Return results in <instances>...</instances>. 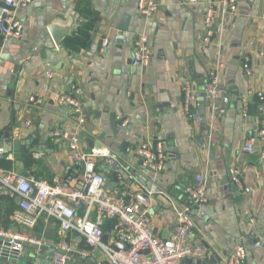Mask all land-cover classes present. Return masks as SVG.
<instances>
[{
  "label": "crops",
  "instance_id": "crops-1",
  "mask_svg": "<svg viewBox=\"0 0 264 264\" xmlns=\"http://www.w3.org/2000/svg\"><path fill=\"white\" fill-rule=\"evenodd\" d=\"M155 1L159 10L150 18L138 13L139 0H34L20 11L22 39L5 40L0 33V138L10 131V139L21 142L22 148L9 152L12 159H0L13 162L10 171L51 185L71 179L80 183L82 169L73 162L68 143L58 144L50 136L54 131H73L70 110L56 101L58 96H73L88 118L86 138L104 149L125 158L128 146L162 139L167 149L175 151L168 153L165 171L156 175L144 170L139 159L126 157L143 184L156 192L150 222L161 238L173 230L176 215L158 192L185 203V185L200 175L206 180L208 203L196 209L194 220L202 234L193 232L189 244L200 241L209 250L215 248L218 259L244 246L247 264H264V246H253V237L264 240V138H257L264 120V0H238L237 14L224 21L217 9L216 32L209 41L203 26L205 11L219 0H199L196 10L181 6L180 0ZM78 5V31L58 48L48 29L55 21L64 23ZM125 19L127 30L122 32ZM121 33L127 43L114 42ZM141 34L150 37L153 57L149 66L133 68L131 41ZM105 39L111 42L103 49ZM212 70H218L220 86L231 96L223 115L214 114L209 106L203 114L200 106L206 74ZM185 82H192L197 91L193 111L205 120L199 126L185 113ZM30 98L42 100V105L30 104ZM244 101L249 103L246 113ZM111 116L118 122L116 132ZM121 119L128 120L127 127H120ZM252 137L257 140L254 154H249L244 148ZM24 152L33 155L30 169L21 160ZM235 169L242 173L236 189L231 180ZM123 192L122 186L113 191ZM40 220L41 235L13 226L9 231L37 238L53 249L67 244L74 256L85 251L87 245L77 233H63L56 221ZM28 252L26 248L23 256ZM103 258L100 255L96 263L105 262Z\"/></svg>",
  "mask_w": 264,
  "mask_h": 264
},
{
  "label": "built area",
  "instance_id": "built-area-1",
  "mask_svg": "<svg viewBox=\"0 0 264 264\" xmlns=\"http://www.w3.org/2000/svg\"><path fill=\"white\" fill-rule=\"evenodd\" d=\"M34 0H3L0 12V33L9 41L22 39L24 22L19 17L22 10L27 9ZM180 5L196 10L199 0H180ZM218 7V8H217ZM217 9H219L223 21L238 11V0H219L208 4L203 26L206 31L205 40L209 41L216 32ZM159 10L155 0H139L138 13L142 16L152 17ZM121 37L114 38V42L127 43L124 33ZM111 40L102 41L103 49L107 48ZM132 54L131 65L133 68H143L151 64L153 52L151 39L146 34L137 36L131 41ZM2 66L0 64V71ZM218 70H212L206 74V86L203 92V100L208 103L214 114L226 113L230 103V94L220 86L217 76ZM52 78L53 74L48 73ZM263 100L262 95H258ZM56 101L61 106L70 110L73 120V131L63 134L54 131L51 138L58 144L68 143V150L75 165L82 169V181L68 180L64 184L51 185L36 176H26L15 171L0 170V194L15 196L17 210L11 217L13 227L34 230L40 219L56 221L63 233L75 232L86 243L88 250L81 252L85 259L99 253L108 264H187V259L199 260L208 264L212 258L214 264H247V249L238 246L227 257L217 258V250L207 249L200 241L194 245L189 244L193 232L202 234L199 230L194 215L196 209L208 203L207 185L203 176H196L190 184L185 185L184 193L186 202L175 201L166 192H158L169 203L175 212L176 223L173 231L166 239L160 237L157 226L150 222L152 211V199L156 192L147 188L135 173L126 157L133 156L140 160L144 170L151 174H160L169 164V154L164 140L155 142L145 140L137 146H128L125 150L126 157L108 149L90 148L87 144L86 134L87 115L82 104L73 96H58ZM29 103L34 106L42 105V100L30 98ZM197 91L192 82L184 85L185 113L193 124L201 125V116L193 111L198 106ZM249 103L244 101L242 111H248ZM121 128L127 127L128 120H120ZM30 125V123H28ZM83 136V139L81 137ZM264 138V120L257 131V138ZM257 138L252 137L245 146V152L254 154L253 145ZM12 159L9 152L0 149V156ZM264 159V153L262 154ZM106 170V172L104 171ZM107 174V175H106ZM106 176L113 177L118 186H122V195H116L105 185ZM233 183L238 187L242 184L240 170H232ZM129 186L132 187L130 191ZM83 210V214L80 213ZM255 223V218H251ZM108 223L111 238L109 244L103 242L105 228ZM0 238L10 242L11 252L20 256L24 254L25 243L44 245L37 238H30L23 234H17L0 229ZM121 242L126 250H115L112 245ZM253 246L261 248L264 240H256L253 237ZM62 250L67 255L58 257L60 264H65L71 259L72 253L67 244H61ZM102 262H99L100 264ZM193 264V263H191Z\"/></svg>",
  "mask_w": 264,
  "mask_h": 264
},
{
  "label": "water",
  "instance_id": "water-1",
  "mask_svg": "<svg viewBox=\"0 0 264 264\" xmlns=\"http://www.w3.org/2000/svg\"><path fill=\"white\" fill-rule=\"evenodd\" d=\"M1 7H0V12H1ZM79 11H80V5L77 6V8L69 15V17L64 23L55 21L49 27L48 32L53 38V41L58 48H62L64 41L68 38H73L74 34L78 31L79 25H78L77 19H78ZM127 20L128 19H125L124 23L122 24L120 28L122 32H125V30H127V24H126ZM1 38H4V37L1 36ZM16 74H17V71H15L14 75L12 76L11 83L9 85L10 95L15 85ZM200 106H201L202 113L204 114V109L208 106V103L201 101ZM202 121L203 122L205 121L204 117ZM111 122H112L113 131L116 132L115 129H119V128H118V124H117L118 122L115 116H111ZM10 135H11L10 131H7L4 134V136L0 138V149L3 148L7 152H11L12 150L20 151L22 148V143L19 141H12L10 139ZM81 139H83V136L81 137ZM86 141L90 148L95 147L98 149H102L103 147L101 144H96L95 142H93L92 139H87ZM167 152L172 153L175 151L172 148H168ZM3 157H6V155H4ZM105 185L112 192L118 187L117 182H115L109 176L105 178ZM233 186H234V189L237 188L235 184H233ZM173 229H174V226H173ZM172 231L173 230H170L167 234H169ZM111 235L112 234L110 233V228L108 227V231L103 236V242L105 244H109ZM46 238L47 239L50 238L49 233L46 234ZM24 246L25 248H29L30 252L26 253L25 256L23 255L20 256L17 253L11 252L10 250L11 245L7 239L0 238V264H19V262L23 264H60L59 262L56 261L58 257L67 255V251L62 250V249H53L49 247L48 245L39 246L37 244L25 243ZM112 247L118 251L126 250V246L121 242H118L112 245ZM98 257H99V253L94 254L91 258H88V259L83 258L80 254H77L75 256L72 255L71 259L66 261L65 264H74V260L79 262L77 264H97L96 260ZM215 262H216V259L212 258L208 264H214ZM184 263L203 264L199 260H191V259H187L186 261H184Z\"/></svg>",
  "mask_w": 264,
  "mask_h": 264
},
{
  "label": "trees",
  "instance_id": "trees-1",
  "mask_svg": "<svg viewBox=\"0 0 264 264\" xmlns=\"http://www.w3.org/2000/svg\"><path fill=\"white\" fill-rule=\"evenodd\" d=\"M21 160L24 163L26 169H30L34 166L33 155L29 152H24L21 154ZM13 168V162L7 161L6 159H0V169L10 171ZM17 210V203L15 196H6L0 194V227L4 230H9L12 226L11 217ZM35 231L37 234H43V223L41 220L38 222ZM85 243V242H84ZM86 244V243H85ZM88 250L87 247L84 248ZM100 264H108L107 262H102Z\"/></svg>",
  "mask_w": 264,
  "mask_h": 264
},
{
  "label": "rangeland",
  "instance_id": "rangeland-1",
  "mask_svg": "<svg viewBox=\"0 0 264 264\" xmlns=\"http://www.w3.org/2000/svg\"><path fill=\"white\" fill-rule=\"evenodd\" d=\"M19 264H23V263L19 262Z\"/></svg>",
  "mask_w": 264,
  "mask_h": 264
}]
</instances>
